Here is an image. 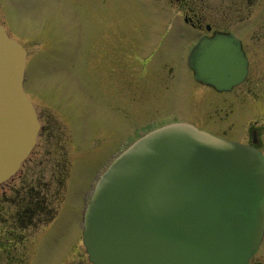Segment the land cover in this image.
<instances>
[{
	"label": "rangeland",
	"instance_id": "1",
	"mask_svg": "<svg viewBox=\"0 0 264 264\" xmlns=\"http://www.w3.org/2000/svg\"><path fill=\"white\" fill-rule=\"evenodd\" d=\"M169 7L164 0H0V21L26 48L25 92L58 137L57 154L33 167L43 175L26 179L38 182L45 200L58 207L37 230L34 259L58 260L78 247L91 184L122 140L145 122L186 119L246 143L257 129L264 151V98L253 102L245 92L236 110L234 91L193 82L181 62L194 29L172 21ZM215 7L206 6L208 16ZM240 87L245 91L249 82ZM58 164L66 168L61 181ZM59 193L57 203L53 194ZM80 252L88 264L82 244ZM249 264H264V234Z\"/></svg>",
	"mask_w": 264,
	"mask_h": 264
},
{
	"label": "water",
	"instance_id": "2",
	"mask_svg": "<svg viewBox=\"0 0 264 264\" xmlns=\"http://www.w3.org/2000/svg\"><path fill=\"white\" fill-rule=\"evenodd\" d=\"M25 51L0 24V183L26 157L38 130L22 89ZM194 78L228 90L246 74L239 43L198 42ZM264 225V159L251 145L184 124L151 131L97 180L82 241L94 264H247Z\"/></svg>",
	"mask_w": 264,
	"mask_h": 264
},
{
	"label": "flooded vegetation",
	"instance_id": "3",
	"mask_svg": "<svg viewBox=\"0 0 264 264\" xmlns=\"http://www.w3.org/2000/svg\"><path fill=\"white\" fill-rule=\"evenodd\" d=\"M166 1L174 10V19L197 28L200 32L198 36L212 37L215 34L231 32L240 39L241 47L247 58L248 71L244 81L229 91H234V107L238 110L237 103L245 92L250 94L253 102L255 97L262 100L264 98V89L262 90L264 76L262 77L261 74L264 71V28H260V23L264 22V0ZM208 5H216L215 8H210V16L205 11ZM242 21L245 22L243 27L247 26L246 28L233 27ZM4 26L8 31L5 23ZM246 81L249 82V87L243 91L240 85ZM36 114L40 127L34 147L20 164L16 173L0 184V264H82L80 244L58 260L33 258L34 250L39 245L40 237H37V230L57 214L56 207H53L48 199L45 200L47 196L45 191L37 188L41 187L39 183L26 180L29 175L33 177L37 174L38 178L39 174L43 175L41 170H33V167L44 162L48 155L57 154L55 151L58 137L53 121L42 112L36 110ZM258 133L257 129H253L251 140L247 143L261 147L262 140ZM29 158L30 162L26 163ZM53 163L57 165V162ZM64 166L58 164L56 167L55 177L59 181L66 174ZM14 179H17V182L14 183L12 181ZM32 181L36 180L32 179ZM58 195L53 194L54 197ZM28 228L29 233L25 235L23 231ZM85 260L89 262L87 256Z\"/></svg>",
	"mask_w": 264,
	"mask_h": 264
}]
</instances>
